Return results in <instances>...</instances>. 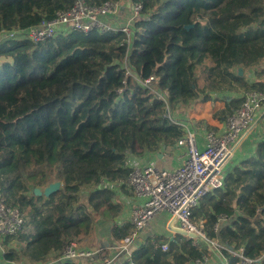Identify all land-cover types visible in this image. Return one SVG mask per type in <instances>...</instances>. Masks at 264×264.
Wrapping results in <instances>:
<instances>
[{
  "label": "trees",
  "instance_id": "obj_1",
  "mask_svg": "<svg viewBox=\"0 0 264 264\" xmlns=\"http://www.w3.org/2000/svg\"><path fill=\"white\" fill-rule=\"evenodd\" d=\"M114 1L121 0L85 3ZM135 3L142 11L128 42L122 32L95 31L32 44L13 31L53 19L72 0H0V32L13 34L0 42V191L25 218L18 238L2 241L7 262H56L67 244L90 233L98 221L91 215L118 217L114 186L127 185V158L171 154L185 135L175 120L178 109L220 100L224 107L213 119L223 121L246 93L264 94V0ZM126 70L132 76L126 78ZM196 125L214 130L204 121ZM57 181L58 191L48 197L33 195ZM192 216L204 222L209 239L226 247L221 258L215 254L220 264H238L240 249L250 264H264V138L223 170L221 186ZM132 231L129 223L115 226L111 238L120 241ZM205 255L182 236L161 235L145 239L118 264H192Z\"/></svg>",
  "mask_w": 264,
  "mask_h": 264
},
{
  "label": "built area",
  "instance_id": "obj_2",
  "mask_svg": "<svg viewBox=\"0 0 264 264\" xmlns=\"http://www.w3.org/2000/svg\"><path fill=\"white\" fill-rule=\"evenodd\" d=\"M120 8L121 1L105 2L102 5L91 7L85 3V0H72L70 9L57 12L53 19L42 20L32 28L13 32L32 44L53 39L56 36L74 34V32L87 35L95 31L100 33L122 32L128 42L132 35L130 27L135 19L141 16L142 5L140 3L131 5L129 18L123 26L114 23ZM11 36L13 34L0 32L1 38ZM130 76H132L131 72L126 70L125 77ZM151 80L152 78L146 79L143 84L148 85ZM262 104H264L262 92L246 93L239 109L222 121L220 131L205 129L203 146L200 150L197 146L196 132L184 130L185 135L179 139L176 148L185 147L186 153L182 163L174 171L165 168L157 169L152 163L142 164L137 157L127 158L125 166L129 169V175L126 184L140 204L138 209L133 211V232L121 239L119 244L113 248L116 253L114 258L104 253L99 254L101 249L93 252L74 242L63 248L60 257L64 260L77 261L90 259L94 260L95 264H112L121 254L129 258V249L137 233L161 213L168 214L165 227L171 234L180 236L168 229L169 223L173 221L172 228L184 231L185 235L181 236L190 240L195 249L198 251L205 249L207 252L214 250L220 253L226 247L218 245L215 240L207 237L203 229L204 222L195 223L193 221L192 209L210 191L221 186L222 169L237 153L241 142L255 130L256 114L260 111ZM224 219L225 217L222 216L220 221ZM24 224L25 218L19 207L7 205L0 191V240L17 239ZM189 234H194L197 238H191ZM153 244L156 249L167 250V244L161 246ZM240 252L238 264H250V260L242 255V249ZM208 261L209 253L202 256V259L192 261V264H207Z\"/></svg>",
  "mask_w": 264,
  "mask_h": 264
},
{
  "label": "crops",
  "instance_id": "obj_3",
  "mask_svg": "<svg viewBox=\"0 0 264 264\" xmlns=\"http://www.w3.org/2000/svg\"><path fill=\"white\" fill-rule=\"evenodd\" d=\"M130 7H131V0H121V8L120 12L117 14L115 18V22L117 25L123 26L127 23V20L130 15ZM114 23H111L114 25ZM252 73L248 75V77L251 78ZM264 80V75H263ZM220 96V95H219ZM224 96L231 97L230 95H227L223 93L221 95V98L223 99ZM224 107L223 101H208V102H199L195 105H193L190 109H178L175 113V120L184 128V130H190L196 132V140H197V146L200 150L203 146V136L205 133V129L201 127H197L196 122L204 121L206 125L212 127L215 131H220V127L222 124V120H215L213 119V115L219 111V109H222ZM264 113V104L261 105L260 111L256 114L255 118V127L254 131L246 137L240 144L237 153L234 155L232 160L228 163V170L230 167L234 164L240 161L242 158H245L252 154L253 147L256 143L261 141L262 138H264V128L262 127V115ZM185 147H179L173 149L171 154H168L166 152H162V157L158 159V154H145L142 157H139L138 159L141 160L142 164H148L152 163L155 165L157 162L162 161L163 167L167 170L174 171L176 170L180 164L182 163L185 155ZM157 168V167H156ZM161 168V169H162ZM159 169V168H157ZM120 183L115 185L114 190H116L117 198L116 203L120 204L121 211L120 215L116 217L113 221H109L106 219H99L96 221L94 226L92 227V230L88 235H86L82 240L78 243H76L78 246L91 250L93 252H96L101 249L100 253H104L110 258H114L116 253H114L113 248L119 244L120 241H115L111 238V229L115 226L120 227L123 224H132L133 219V211L138 209L139 202L135 198V194H133L132 190L126 185L124 190L119 188ZM42 189V188H40ZM129 192V194H127ZM162 215H165L164 224L161 227V229H156L153 227V219L150 221L146 227H144L140 232H138L136 239L133 241L129 252L131 253L132 250L141 242H143L147 238H156L157 236L165 235L168 239L173 240L176 236L171 234L166 229V222L168 220V214L167 213H161ZM159 217V215L157 216ZM134 230V229H133ZM133 232V231H132ZM2 241L0 240V264H32L30 263L26 258H21L18 260V262H7L2 258L5 250L7 247L2 245ZM75 243V242H74ZM98 254V255H99ZM60 257V256H59ZM126 259L125 255L121 254L118 256L112 264H118L122 260ZM61 261H76L78 263L83 262L85 264H95L90 259H80V261L77 260H64L61 257L56 262H46L43 264H60ZM224 262V259H223ZM222 262V263H223Z\"/></svg>",
  "mask_w": 264,
  "mask_h": 264
},
{
  "label": "water",
  "instance_id": "obj_4",
  "mask_svg": "<svg viewBox=\"0 0 264 264\" xmlns=\"http://www.w3.org/2000/svg\"><path fill=\"white\" fill-rule=\"evenodd\" d=\"M186 29H188V27H185ZM243 73V69L242 68H239L238 70V75H242ZM231 97H228V96H224L223 99L224 100H230ZM158 159L162 157V154H158L157 155ZM61 183L59 181L55 182V183H51V184H48L47 186H45L44 188L40 189V188H36V189H33L32 193L34 196H45V197H48L50 194L58 191L59 187H60ZM172 223L173 221H171L168 225V229L169 230H172V232L174 233H177V235H185L184 231H180V230H177L175 228H172ZM189 237L191 238H197L196 235L194 234H189ZM228 249H231L229 246H228Z\"/></svg>",
  "mask_w": 264,
  "mask_h": 264
},
{
  "label": "rangeland",
  "instance_id": "obj_5",
  "mask_svg": "<svg viewBox=\"0 0 264 264\" xmlns=\"http://www.w3.org/2000/svg\"><path fill=\"white\" fill-rule=\"evenodd\" d=\"M8 38H4V37H0V42H3V41H5V40H7ZM260 65H261V67H264V60L263 61H261L260 63H259ZM259 69V68H258ZM253 75V74H252ZM222 95V94H221ZM233 95V94H232ZM234 96V95H233ZM228 164V163H227ZM227 164L223 167V169H222V171L224 170V169H226L227 168ZM156 167L157 168H162L163 167V162L162 161H160L159 160V162H157V164H156ZM92 216V218L94 219V220H99V216L100 215H91ZM164 220H165V215H162V214H160L159 215V217H156L155 218V220L153 221V227L154 228H156V229H161V227L163 226V224H164ZM96 223V222H95ZM10 247H12V246H15V244H14V242L12 243V244H10L9 245ZM213 248V247H212ZM214 249V248H213ZM212 251V250H211ZM211 251H209V252H207V253H209V261H208V263L207 264H220L219 262H218V259H217V257L215 256V254L217 255V256H219L220 258H221V254L220 253H217V252H213V254H212V252ZM211 252V253H210ZM223 264H225V261L223 262Z\"/></svg>",
  "mask_w": 264,
  "mask_h": 264
}]
</instances>
